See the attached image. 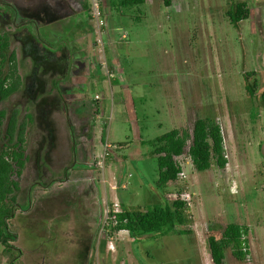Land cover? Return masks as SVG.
<instances>
[{
    "label": "rangeland",
    "instance_id": "obj_1",
    "mask_svg": "<svg viewBox=\"0 0 264 264\" xmlns=\"http://www.w3.org/2000/svg\"><path fill=\"white\" fill-rule=\"evenodd\" d=\"M21 1L0 0V17L8 19L0 20V32L14 33L17 40L13 45L17 43L24 75L21 99L16 97L3 106L19 108V103L30 101L37 125L28 142L31 172L24 179L27 182L22 184L17 203L22 208L14 213L17 216L22 211L24 217H17L11 227L13 240L18 237V249L11 251L13 260L0 244V264L12 260L14 264H217L213 252L218 251L219 231L236 221L255 228V246L264 249V158L259 147L264 114L256 124L241 126V117L255 109L253 100L245 99L244 69L256 71L257 76L264 73V0H235L248 3L253 14L240 28L227 17L234 0H172V6L148 0L141 12L131 8L122 15L129 35L122 42L120 31L117 35L112 31L114 21L109 26L105 20L106 26L98 33L90 11L87 35L70 27L66 21L76 20L71 11L87 6L86 0ZM132 15L139 20H132ZM48 25L53 28L47 29ZM62 36L69 46L62 39L58 48L56 39ZM113 46L119 62L111 61L109 49ZM76 67L87 69L84 80L75 78ZM71 68L74 79L69 86H60ZM111 69L114 74L108 78L105 73ZM55 85L59 92L49 94ZM65 86L68 90L61 95ZM191 87L197 92L192 99L188 94ZM97 96H107L113 102L101 108V115L92 116L88 113L97 107ZM196 97L202 100L201 107ZM254 102L258 104V100ZM78 114L86 116L79 119ZM200 118H215L222 124L233 166L200 172L184 156L180 163L186 177L176 186L168 183L165 190L163 185L158 187L153 148L140 141L153 140L173 129L191 131L195 119ZM92 122L95 153L91 155L90 149L80 146ZM235 124L237 134L233 133ZM251 127L253 132L246 140L244 131ZM125 142L127 147L118 148ZM106 146L113 149L112 159L105 158ZM75 159L73 177L69 183L55 185L57 193L28 183L29 173L33 182L48 184L53 178L57 183L55 171ZM98 163L102 166L97 167ZM84 169L89 172H81ZM77 186L81 189L76 190ZM180 187L193 196L197 228L192 235L141 234L133 242L127 231H120L108 243L98 237L94 240L97 230L101 234L106 224L108 205L146 209L163 204L164 198L172 202ZM28 201L36 212L23 211ZM87 202L89 207H85ZM97 203L101 206L98 213L93 209ZM221 251L217 254L223 255Z\"/></svg>",
    "mask_w": 264,
    "mask_h": 264
},
{
    "label": "trees",
    "instance_id": "obj_2",
    "mask_svg": "<svg viewBox=\"0 0 264 264\" xmlns=\"http://www.w3.org/2000/svg\"><path fill=\"white\" fill-rule=\"evenodd\" d=\"M165 1L169 6L170 0ZM21 2L26 3V0ZM86 3L87 6L84 7L85 12L87 10L90 11V5L87 0ZM101 3L103 8L102 11L106 19L107 15L105 14L106 10H104V6L107 4V1L101 0ZM251 15L252 12L248 3H235V0L232 4V8L227 13V17L235 28H240V24L249 20ZM3 20L8 19L4 18ZM87 34L88 32H86L85 29L84 35ZM16 40L12 32H0V244L5 246L8 253L11 250L10 242L18 238L15 236L13 240L14 235L11 232V227L16 223L14 220L17 219V217V220H19L20 216L22 218L24 217L22 211L21 214L17 216H14V213L18 207L22 208V205L20 204L17 206V203L21 196L22 184L27 182L24 179L27 178L28 172H31L30 161L32 159V153L30 154L29 152L28 142L34 127L37 125L36 112L32 109V106L29 105L26 111L21 110V108L14 109L13 107L11 109L10 106H3L5 102L19 96L24 85V75L19 68L20 63L16 53L17 43L16 47H14L15 49L12 52L10 51L13 41L16 42ZM18 44L20 46V43ZM95 62L98 61L96 60ZM99 78L101 80L104 79L103 76ZM59 83L60 86L62 83H64V85L67 84V86L70 84L66 79H62ZM59 85L53 86L51 90H49V94L58 93ZM256 87H258L257 84ZM248 91L251 94L250 97L258 100L264 108V90L259 94L251 88H249ZM102 97L105 99L107 96ZM140 99L142 98L138 100ZM96 103L97 107L89 112V115H101V108L105 103L97 101ZM81 116L86 115H77L79 119ZM259 118V111H255L251 114L250 122L256 124ZM93 124L94 122H92V126H90L80 146L81 149H90L89 154L91 155L95 153L92 141ZM72 137L75 141L74 132ZM225 142L223 127L217 119L200 118L194 121L191 131L173 129L153 140H141L140 144L145 147L148 146L153 148L151 155L157 163L159 176L157 179L158 187L163 185L165 190V186L168 183L175 184L176 186L178 180L181 179V175L184 172L180 159L184 156L188 157L200 172L211 170L215 166L219 170H226L229 164V158ZM127 145H129V143H120L118 148H125ZM73 146L76 149V141ZM262 148L264 151V146ZM110 150L111 146H106V160L112 159L113 149L111 152ZM75 164L76 159L73 163L65 164L64 168L55 171L54 176L57 183H53V178L49 179L50 183L48 184L33 182L30 173L28 183H38L43 190L50 189L57 193L54 189L55 185L57 186L58 183L64 182L69 183L71 177H73L72 174L75 173L73 170V168L76 167ZM92 171L95 170L92 169ZM81 172H89V169L81 170ZM88 187L87 185L86 188ZM75 189L80 190L81 188L77 186ZM186 190L188 189L180 187L177 189L178 193L175 194L176 198H174L172 202L164 198L165 202L163 204H156L146 209L126 208L120 203L121 212L115 213L113 209L114 204L109 203L110 205H108V207H110V211L106 224L103 226L101 234H99L97 230L94 235V240L95 237H98L103 243H108V241L110 239L113 240L115 234L120 231H127L133 242H135L141 234L166 236L171 233H176L180 236H190L193 233L191 225L192 219L185 213L184 202L181 200V195ZM161 192L165 193L164 191ZM22 203H24V201H22ZM85 207H89L88 202ZM31 209V202H26V207L23 208V211L26 210L28 214H31L32 211L35 210L36 212L37 210L35 206H33L34 210ZM93 209L98 213L100 212L101 206L98 203L93 204ZM48 225L49 224H46V229H48ZM247 232V228L242 225L233 223L228 224L219 242L221 246L229 249L232 256L239 262H248V257L250 255V248L246 238Z\"/></svg>",
    "mask_w": 264,
    "mask_h": 264
},
{
    "label": "crops",
    "instance_id": "obj_3",
    "mask_svg": "<svg viewBox=\"0 0 264 264\" xmlns=\"http://www.w3.org/2000/svg\"><path fill=\"white\" fill-rule=\"evenodd\" d=\"M107 1V4L104 6L105 7V9L104 10H106V12H107V18H106V20L108 19V22H109V26L111 25V23H112V21H114V26L112 27V31L115 33V35H117V32L118 31H120L119 33H118V36H120L121 37V35L123 34V33H125L126 35H128L127 34V32H126V29L124 28V25H123V18H122V15L124 14V12L125 11H127V10H129V9H133L134 10V8H137L138 9V11H140L141 12V7L142 6H144L145 5V3L146 2H148V0H106ZM150 1H152V0H149V2ZM154 1V4H157V3H163V4H166V1L165 0H153ZM173 5V3H172V0H170V5L169 6H172ZM127 6V7H126ZM129 6H131L130 8H129ZM127 9V10H126ZM82 11H84V8H82V9H78V10H74V11H72V13H74V15H76V20L75 21H77V24H76V22L75 21H73V20H68V21H66V22H68L69 23V25H70V27L71 28H75L77 25H78V23H79V20L81 19V21H80V24H79V26H81L82 24H83V22H82V16H81V12ZM131 19L133 20H139L138 19V17H135V16H131ZM66 22H64V23H66ZM51 25L52 26H54L55 28H57L56 27V25L57 26H59L58 25V23H51ZM117 25V26H116ZM129 36V35H128ZM119 37V38H120ZM74 42H76V41H74ZM136 42L137 43H140V42H142V41H140V40H136ZM118 44V43H117ZM84 46H85V44H84ZM88 50H89V46H88ZM109 53H110V58H111V61H116V62H119L118 61V58H116L115 56H116V54H115V48H114V46L112 47V48H110L109 49ZM121 53V51L119 52V54ZM83 53H81V55H82ZM119 54H118V56H119ZM122 54V53H121ZM120 54V55H121ZM116 69H117V71L119 70V66H117L116 67ZM117 74H120V73H118L117 72ZM125 86L127 87V89L128 90H130V89H132L128 84H125ZM196 89L195 88H193V87H191L190 89H189V98H193V96H192V94L194 93V95H196V93L197 92H194ZM131 96H132V98H134V95L133 94H131ZM195 99V102L198 104V106L199 107H201L203 104H202V100L200 99V97H196V98H194ZM246 99V101L248 100L247 99V97L245 98ZM255 103V102H254ZM255 105V106H254ZM253 106L255 107V109L253 110V111H251L250 112V114H252L253 112H255V111H259V114H260V116L262 115V114H264V108L261 106V104L260 103H258V104H254ZM193 106V105H192ZM251 116V115H250ZM196 120V119H195ZM194 123V122H193ZM237 124H238V127H240V123H238L237 122ZM247 126H250V125H254L253 123H251L250 122V120L248 121V123L246 124ZM245 125V126H246ZM221 126H222V124H221ZM235 126H236V124H235ZM242 126V125H241ZM244 126V127H245ZM223 127V126H222ZM252 127L251 128H247L244 132H246V134H244V135H247V138H245L246 140L247 139H249V137H250V134L253 132L252 131ZM223 132H224V129H223ZM233 133H235V134H237V126L234 128V132ZM238 133H239V131H238ZM238 137V136H237ZM240 143V140L239 139H237V144H239ZM264 146V135H263V140H262V142H260L259 143V147H260V152H261V155H262V157L264 158V151H263V147ZM227 149V148H226ZM229 158V157H228ZM242 164H244V163H241V165ZM194 166V165H193ZM230 166H233V162H231V160H229V164H228V166H227V168H226V170H229L230 169ZM243 166V165H242ZM246 210V209H245ZM194 217V216H193ZM194 219H192V222H191V225H192V231H193V233H194V231H196V228H197V226H195V224H194V221H193ZM238 223H241V222H235V224H238ZM224 225V224H223ZM240 225V224H239ZM242 226H244V227H246L247 228V230H248V232H247V236H246V238H247V243H248V245H249V248H250V254H251V260L250 261H246V262H239L238 260H236L233 256H232V254H231V251L229 250V249H227V248H225V247H223V246H221L219 243H218V245L217 246H215V249H217L218 251L217 252H213V253H216V256H217V260H218V262H217V264H225V263H228V264H264V249H258L256 246H255V244L258 242V240H257V238L255 239V236L253 235V233H254V231H255V228H253L252 226H250V225H248V224H246V223H243V224H241ZM227 226V225H226ZM221 226H219V228H220ZM226 228V227H225ZM223 229H221L220 231H219V238H220V240H221V238H222V233H223ZM257 232H259V231H257ZM192 233V234H193ZM191 234V235H192ZM208 237L210 238L211 237V235H210V232H208ZM263 235H264V233H263ZM259 239V238H258ZM207 240H209V239H207ZM220 240H219V242H220ZM211 241V240H210ZM221 248V250L223 251V248L225 249V251H221V253H223V255H218L217 253H219L220 252V248ZM206 261H208V258H206Z\"/></svg>",
    "mask_w": 264,
    "mask_h": 264
},
{
    "label": "flooded vegetation",
    "instance_id": "obj_4",
    "mask_svg": "<svg viewBox=\"0 0 264 264\" xmlns=\"http://www.w3.org/2000/svg\"><path fill=\"white\" fill-rule=\"evenodd\" d=\"M72 11H74V10H72ZM71 11V12H72ZM252 12V11H251ZM81 16H82V22H83V24L81 25V26H79V24H80V21H81V19L79 20V23H78V25L75 27L76 28V30L77 31H82V32H85V26H87V22H88V20H89V11L87 10L86 12L85 11H82L81 13ZM71 15H74V13H71ZM253 15V14H252ZM252 15H251V17H252ZM76 16V15H75ZM1 19L0 20H3L5 17H0ZM76 22V24H77V21H75ZM0 23H1V21H0ZM11 25H13V24H11ZM49 25H51V23L49 22ZM48 25V26H49ZM13 27H17L15 24L13 25ZM51 28H53L52 26L50 27H48L47 29H51ZM78 28H80V29H78ZM0 30H1V27H0ZM7 33L9 32V30L8 31H6ZM3 33V32H2ZM12 34H13V36H14V33L12 32ZM123 36H126V38H127V40L129 39L128 38V36L125 34V33H123L122 34ZM122 35H121V37H120V42H122L123 41V39H122ZM59 36H61V35H59ZM15 37V36H14ZM62 39H64V41L67 43V45L69 46V42H67L65 39H66V37H59L58 39H56V40H59L58 41V43L56 44L57 45V47L59 48V46L61 45V44H59V43H61L62 42ZM56 43V42H55ZM15 48H14V45L12 44V48H11V52L14 50ZM117 57H118V54H117ZM73 61H76L75 59L73 60ZM119 61V60H118ZM75 63V62H74ZM116 69V68H115ZM73 70L74 69H70V72H69V77L66 79L67 81H70L71 82V79L73 80L74 79V77H72L71 76V74H72V72H73ZM86 70L87 69H82V68H80V70H79V67H76L75 68V76L76 75H78V76H76L75 78H81V79H83L84 80V77H86L83 73L84 72H86ZM116 71H117V69H116ZM87 73V72H86ZM244 76H245V80H246V83H247V99L249 100V99H251V100H253L252 101V103H253V105L255 104L254 103V100L255 99H252V97H250L251 96V94L249 93V91H248V89L249 88H251V89H253L254 91H256V93H260V92H262L263 90H264V73L262 74V76H260V75H258L257 76V74H256V71H249V70H247L246 68L244 69ZM69 82V83H70ZM256 84L258 85V87H256ZM24 87V86H23ZM22 91L19 93V96H17V98L18 99H21V94H22V92H23V88L21 89ZM68 89H67V86H66V88H65V91H63L62 93H61V95L63 94V95H65L66 93V91H67ZM258 103H259V101H258ZM21 104L22 105H24L23 107H21ZM19 103L18 105H19V108L18 109H22L23 111H26V109H27V107H29V105L30 106H32V104L30 103V101L29 102H24V103ZM255 106V105H254ZM16 107V106H15ZM15 107H14V109H15ZM32 109H33V107H32ZM251 114H250V112H249V114H244L243 115V117H241V125L242 126H245L247 123H248V121L249 120H251V116H250ZM10 248H11V250H10V252H9V255L11 256V258H13V260H14V257H13V255H12V253H11V251L12 250H17L18 248H16V245H15V241H11L10 242ZM12 260V261H13ZM12 261H11V264H14V263H12ZM91 263V262H90Z\"/></svg>",
    "mask_w": 264,
    "mask_h": 264
},
{
    "label": "built area",
    "instance_id": "obj_5",
    "mask_svg": "<svg viewBox=\"0 0 264 264\" xmlns=\"http://www.w3.org/2000/svg\"><path fill=\"white\" fill-rule=\"evenodd\" d=\"M88 2L90 5V15L92 16L93 20L95 21V23L97 25L98 33H101V30L106 26V22H105L106 19H105V16L103 14V11H102L103 8H102L101 0H88ZM122 39L127 40L126 36H123V35H122ZM124 54H126V51L124 52ZM105 58H106V55L103 54L101 56V61L103 60L102 61L103 64H105ZM105 74L109 78V76L111 77V75L114 74V71L111 69V70H108L107 73H105ZM96 100L103 102L105 104L113 102V100H111L110 98L106 97L104 99L101 96H97ZM103 165H104V163H103ZM98 166H102V164L98 163L97 167ZM185 177H186V175H184V174L181 175V179H183ZM174 198H176V196ZM181 200L184 202L185 213L188 214L191 219H193V214H192L193 196H192V194L188 190L184 191V193L181 195ZM113 209H114L115 213L121 212V207L119 206V204H115V207ZM251 258L252 257L250 254L248 257V261H250Z\"/></svg>",
    "mask_w": 264,
    "mask_h": 264
}]
</instances>
